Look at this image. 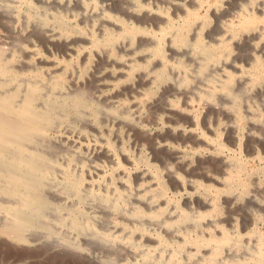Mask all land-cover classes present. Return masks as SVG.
Wrapping results in <instances>:
<instances>
[{
    "label": "rangeland",
    "instance_id": "374dc122",
    "mask_svg": "<svg viewBox=\"0 0 264 264\" xmlns=\"http://www.w3.org/2000/svg\"><path fill=\"white\" fill-rule=\"evenodd\" d=\"M30 1L0 0V45L15 54L16 64L25 69L22 78L41 85L42 94L81 93L97 105L70 109L67 119H56L57 131L46 134L42 148L62 168L52 162L57 175L45 180L44 193L53 202L45 227L28 231L36 240L32 244L0 232V264H233L221 261L224 254L212 262L211 247L221 242L222 230L228 237L226 253L238 256V264H259L264 251V160L259 158L264 156V0H41L50 5L48 12H73L47 23L28 19ZM255 7L260 9L257 29L241 28L245 13ZM116 13L144 16L137 23L144 28L128 31L108 18ZM60 20L88 33L107 20L98 34L111 38L114 50L94 47L87 39L69 52L64 39L47 31ZM179 31L186 38L181 47L173 43ZM159 43L166 62L154 54ZM159 72L168 77L160 81ZM200 119L212 129L208 137L197 128ZM175 129L204 144L193 150L178 146V138H165ZM225 136L232 140L226 141L231 151L218 153ZM191 172L195 176L188 177ZM66 173L85 178L83 197L66 192ZM241 178L248 190L242 191ZM0 197V202L14 200ZM74 220L79 226L83 222L80 229L73 228ZM10 221L0 211V230Z\"/></svg>",
    "mask_w": 264,
    "mask_h": 264
},
{
    "label": "bare ground",
    "instance_id": "6f19581e",
    "mask_svg": "<svg viewBox=\"0 0 264 264\" xmlns=\"http://www.w3.org/2000/svg\"><path fill=\"white\" fill-rule=\"evenodd\" d=\"M32 1L34 3H32L30 1V5L26 11V15L28 16V19H30V20H32V19L41 20L43 23H45V22L47 23V22L51 21L52 19H55L58 17L71 16V13H73V12L69 11L70 9L65 11L64 14L58 10H55L54 12H52V11L48 12V10L50 8L49 4L45 5L41 0H32ZM199 1H201V0H199ZM187 3H185V5ZM147 5H149V4H147ZM262 7L264 8V5H262ZM143 8H144V6L142 5V7L139 11H143L144 10ZM160 8L165 9L164 6H160ZM174 8H176V6H174ZM259 11H260V9L257 7L249 9L245 13V17H244L243 22H241L242 23L241 28L246 29L248 31H253V30L257 29L258 26H256V22H257L256 20L258 19L257 13ZM189 13L190 14L193 13L192 10H190ZM211 14H213L214 16H217L218 15L217 10L211 11ZM108 16H109L108 17L109 19H112V20L116 21L117 23H119L120 25H123V28L127 29L128 31H139V30H142L144 28L142 26L137 25L138 21L141 22L143 20V18H145L144 16H141L142 18L138 17V16H134V15L131 17L130 15H128L126 13H124V16L126 18H124L123 16H121L118 13L111 14V15L109 14ZM129 17H131V18H129ZM262 22L264 23V19L262 20ZM78 25L79 24H77L76 27L72 26V28H70L71 25L69 27H67L66 22L64 20H60L57 25L53 24L52 26H50L51 29H48L47 31L52 38H55L57 36V38H59V39H64L65 47L69 50V52L73 51V49H72L73 46H78L80 42L86 41L87 39H89L92 46H94V47H101V46L109 47L110 46L111 49L114 50V47H115L114 44L115 43L109 42L111 40V38L102 39L101 37H99V34H98L100 32V31L98 32V29L101 30V27H106L107 25H109V22L107 20L101 21V24H100L101 27L99 26L97 29H94L93 32H89V33L86 32L85 29H83L81 26H78ZM112 25H114V24H112ZM108 30H109L108 31L109 34H111V35L114 34V30L112 28H109ZM87 34H89L90 38H87V36H86ZM183 35H184L183 32H180V31L178 33L176 32L173 35V43H175L176 45L178 44L181 47V45H183L186 42V38ZM200 48H201V50L204 51V53L207 54L208 58H211L210 53L208 52L209 50L205 46H200ZM154 54L157 57L159 56L161 58V61L166 60L165 54L163 53V51L161 49L160 43H159L157 49L155 50ZM223 55H226V54L223 53ZM118 56H122V55L118 54ZM43 62L44 61L42 58L38 59V63H43ZM258 62L260 65L261 64L263 65L262 59L258 58ZM22 65H23V63H22ZM24 72H25L24 67H21V65L16 64L15 54L14 53L7 54L5 52V48L2 45H0V195H2V197L6 196V197H10V198L14 199L11 201V203H8L9 201L5 202L3 200H1V202H0V211L6 212L9 215V218L11 220L10 223L5 225L0 230V232L4 235L11 237L12 239H14L16 241H19V242H22L25 244H32L36 240L31 238L32 236L28 233V231L34 227H39V228L45 227L44 223H43V218L46 217V210L53 203L50 200V198L44 193V190L46 188L45 187L46 186L45 180L47 177H55V175H57V173H56V166L57 165L55 167H53L54 169L51 166H53L52 162H56V163L59 162L58 158H55L54 154H51V152H46V150L42 148V146H44L43 145L44 142L46 141V139H44V138L49 131H54V132L57 131V129L54 128V125L56 124L55 123L56 119L59 116H62L63 119H67V117H68L67 112L70 109L77 111V110L81 109L82 107H88V106L91 107L94 102H92L90 99H88L87 97H85L81 93L74 94V95H71L70 93L69 94H61L60 96H58V95L56 96L55 94L44 95V94H42V91H41V88H42L41 85H39L38 83L33 82V81L29 82V80L27 81L26 79L22 78V75H24ZM39 75H40V71H39ZM231 75H232V73L229 75V77H232ZM167 77H168V75L165 74L164 72L163 73L159 72L157 74V78H159L160 81L165 80ZM38 78H39V76H38ZM139 80L142 81V78H140ZM95 103L97 105L96 101H95ZM186 118H188V117H186ZM171 120L172 119L169 117L167 122L169 123ZM176 122H178V121L176 120ZM185 123H188V122H184V121L181 122V124H185ZM196 125H197V128H199V130L202 131V135L208 137V135H209L208 133L211 132L212 129L210 127L205 126V121L200 119L197 121ZM201 125H203V126H201ZM175 131L176 132H174V134H171L168 132L167 137H165V138H171V139L172 138H178L181 141L178 144V146H181L182 148L187 147V148L193 150L195 147H197V145H199V147H198V149H199L200 144H202V143L204 144V140H199L196 138L193 139L191 136H189L190 134L189 135L181 134L178 132V129H175ZM161 135H162V133H161ZM249 139H250V137L247 136V140H249ZM166 141H168V140H166ZM166 141H164V142H166ZM174 141H176V140H174ZM226 141H227V143H230L232 140H230L229 137H227V136L223 137L222 140L221 139L219 140L218 145H217V147H218L217 152L218 153H224L226 150L231 151L230 148H227ZM168 143L171 144L173 142L168 141ZM244 143H245V140H241V146L242 147H244L243 146ZM243 151L245 154L250 152V150H248L246 148H243L241 150V152H243ZM263 153H264V149H263ZM122 155H123V153H122ZM259 158L261 160H264V156H262L261 153L259 154ZM75 161H77V160H75ZM240 161H242V160H240ZM58 166L61 167V163H58ZM240 171H242V169ZM185 173L187 174L188 172H185ZM69 175H71V174L66 173L65 176H62L63 177L62 179H65L66 177H68V180H69L68 181L69 183L67 184V186L65 185L66 186V192L67 193L73 192V194H75L76 196L83 197L84 194L82 196L81 191L84 188L83 183L85 181V178L83 176H81V177L76 176V174H75L74 178H73V176H71V178H70ZM187 176L191 177V176H195V175L192 174V172H191ZM204 177H205V175H204ZM224 178L225 177H223L222 179H224ZM49 180H51V179H49ZM241 180H242V178H241ZM216 181H214V182H216ZM212 184H213V182H212ZM206 185H208V184H206ZM240 186L242 188V191H244L245 189L248 190L247 183L244 180H242L240 182ZM179 192H180V190H179ZM182 196H183V194H182ZM186 199H187V197H186ZM196 201H198V200H196ZM210 202H211V200H210ZM204 203H202V204H204ZM213 203H215V202H213ZM213 205L217 206L216 204H213ZM196 209H198V208L196 207ZM215 209H217V208H215ZM189 214H191V213L189 212ZM196 215H198V214H196ZM180 217H182V216L180 215ZM77 220L73 221L74 225H75V227H73V228H75V229L79 228L80 229V226L83 225V222L81 221L82 225L79 226V223ZM79 221H80V219H79ZM84 222H85V220H84ZM219 222H221V221H219ZM89 223L91 224V222H89ZM187 226H188L187 224H186V226L184 225V228ZM148 229H149V227H148ZM150 229H152V228H150ZM200 231L201 230H199V232ZM192 232L194 233L195 231L192 230ZM199 232H197V233H199ZM158 233H161V232L158 231ZM201 234H200V236H201ZM209 235H211V234L209 233ZM221 235H222L221 242L219 244H217L215 247L214 246L211 247L212 250L210 252L212 253V256H213V257H211L212 262L217 260L218 257H220L221 255L224 254V257L221 261L228 260V263H229V259H230V262H232L233 264H236L237 260L235 259V257H237V259L239 257L229 255V253H226L227 248L226 249L224 248L226 246V244L228 243V237L226 235L225 230H222ZM202 236H203V234H202ZM216 236L217 235H215V233L212 234V237H216ZM197 237H199V235ZM202 238H204V237H202ZM195 239H196V237H195ZM262 241L264 242V239H262ZM204 242H205V244H207L206 239ZM199 243L201 244V241ZM211 245H213V244L211 243ZM191 246H192V244H191ZM194 248L192 247L191 249H194ZM197 249H200V245H197ZM261 253H262L261 258L258 259V263L264 264V251H261ZM48 263L52 264L53 261L50 260V261H48ZM214 263H216V261ZM218 264H223V263L219 262Z\"/></svg>",
    "mask_w": 264,
    "mask_h": 264
}]
</instances>
